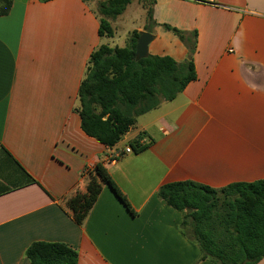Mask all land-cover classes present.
<instances>
[{
  "label": "crops",
  "instance_id": "0c3cea01",
  "mask_svg": "<svg viewBox=\"0 0 264 264\" xmlns=\"http://www.w3.org/2000/svg\"><path fill=\"white\" fill-rule=\"evenodd\" d=\"M12 2L0 16V264H31L34 242L66 244L78 264H214L158 191L264 180V0H155V23L145 8L133 31L154 36L149 54L191 58L196 79L114 148L87 136L75 112L90 55L109 45L97 0ZM164 25L197 33L194 54ZM141 134L144 151L109 162Z\"/></svg>",
  "mask_w": 264,
  "mask_h": 264
},
{
  "label": "trees",
  "instance_id": "16d2710c",
  "mask_svg": "<svg viewBox=\"0 0 264 264\" xmlns=\"http://www.w3.org/2000/svg\"><path fill=\"white\" fill-rule=\"evenodd\" d=\"M149 1L148 21L155 23V0ZM132 2L105 0L99 3L101 38L115 37L112 22L122 16ZM12 5V0H0V16L8 15ZM164 27L194 54L197 33L193 32L190 39L184 31L169 25ZM139 36L138 31H132L126 46L101 45L94 50L79 87L75 112L80 116L81 128L107 148L116 147L135 127L138 117L157 109L164 101H173L196 79L191 58L179 63L170 56L149 54L137 61L134 57ZM144 138L141 134L131 141V148L136 152L144 151L147 148L141 143ZM94 173L130 209L127 198L108 170L98 164ZM158 197L183 214L182 230L199 246L204 259L214 264H258L264 259V180L235 183L222 189L193 181L172 182L161 186ZM26 257L31 264H78V252L58 242H34L27 249Z\"/></svg>",
  "mask_w": 264,
  "mask_h": 264
},
{
  "label": "rangeland",
  "instance_id": "374dc122",
  "mask_svg": "<svg viewBox=\"0 0 264 264\" xmlns=\"http://www.w3.org/2000/svg\"><path fill=\"white\" fill-rule=\"evenodd\" d=\"M102 1L105 0H97V2H95L94 4V8L98 9L99 3ZM150 7L151 4L149 0H143V1L133 0V2L127 7L126 12L122 16H120V18L117 21H115L116 24H114V26L116 30V35L114 38L107 39V41L109 42L108 46L121 47V48L126 46L128 39L130 37V33L135 28L144 26L147 15L146 9H149ZM140 117L137 118L139 125L144 120H147V118H140ZM134 131L135 130L132 129L131 132L126 134L120 143L121 144L128 143L127 139H130L131 136H133Z\"/></svg>",
  "mask_w": 264,
  "mask_h": 264
},
{
  "label": "water",
  "instance_id": "95a60500",
  "mask_svg": "<svg viewBox=\"0 0 264 264\" xmlns=\"http://www.w3.org/2000/svg\"><path fill=\"white\" fill-rule=\"evenodd\" d=\"M154 40V36L148 32H141L137 40L135 59L141 60L149 55V45ZM191 212V210H188Z\"/></svg>",
  "mask_w": 264,
  "mask_h": 264
},
{
  "label": "built area",
  "instance_id": "2783aa9c",
  "mask_svg": "<svg viewBox=\"0 0 264 264\" xmlns=\"http://www.w3.org/2000/svg\"><path fill=\"white\" fill-rule=\"evenodd\" d=\"M133 149L131 148V146L126 147L123 150H116L113 154L112 157L109 159L110 163H116L123 155L128 154V153H132Z\"/></svg>",
  "mask_w": 264,
  "mask_h": 264
}]
</instances>
